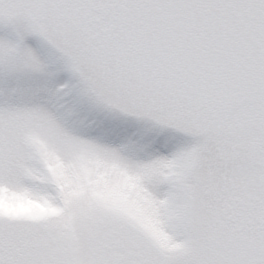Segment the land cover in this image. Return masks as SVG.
Segmentation results:
<instances>
[{
  "label": "snow or ice",
  "instance_id": "snow-or-ice-1",
  "mask_svg": "<svg viewBox=\"0 0 264 264\" xmlns=\"http://www.w3.org/2000/svg\"><path fill=\"white\" fill-rule=\"evenodd\" d=\"M0 264H264V0H0Z\"/></svg>",
  "mask_w": 264,
  "mask_h": 264
}]
</instances>
